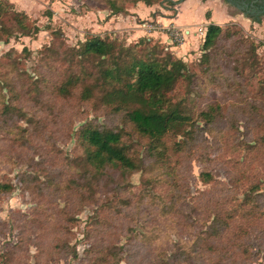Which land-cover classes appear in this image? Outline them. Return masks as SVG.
I'll return each instance as SVG.
<instances>
[{
  "label": "rangeland",
  "instance_id": "obj_1",
  "mask_svg": "<svg viewBox=\"0 0 264 264\" xmlns=\"http://www.w3.org/2000/svg\"><path fill=\"white\" fill-rule=\"evenodd\" d=\"M6 1L40 32L8 39L0 26V182L13 187L0 195V264H264V65L244 66L233 43L249 39L262 56L264 40L224 21L215 2L227 15L241 10L194 0L182 8L189 27L180 30L148 13L174 16L179 0ZM114 4L121 13L112 14ZM209 9L215 24L238 33L220 41L224 60L206 68L200 29ZM188 28L201 45L182 54ZM93 36L139 48L150 39L159 58L172 54L194 75L169 94L194 116V132L168 137L162 164L102 92L88 102L56 93L72 68L46 49L64 53ZM212 105L213 122L202 121ZM89 123L122 132L142 170L122 177L92 169L77 139Z\"/></svg>",
  "mask_w": 264,
  "mask_h": 264
},
{
  "label": "trees",
  "instance_id": "obj_2",
  "mask_svg": "<svg viewBox=\"0 0 264 264\" xmlns=\"http://www.w3.org/2000/svg\"><path fill=\"white\" fill-rule=\"evenodd\" d=\"M246 1L250 4L252 0ZM146 4L152 6L153 3ZM110 8L114 15L122 12L115 4ZM206 16L209 17V13ZM250 17L254 22L261 23V16ZM7 19L11 21L10 26ZM5 25L8 39L17 35L33 36L40 32L24 11H17L13 3L0 0V26ZM237 33L238 29L233 26L225 28L215 24L208 25L202 45L205 51L202 64L206 68L219 65L226 53L225 49L220 48V41L223 38L237 37ZM147 41H143L147 45L143 46V55V48H139L141 42L126 47L96 36L64 53L57 51L55 45L47 48L45 52L54 61L69 64L72 68L69 76L63 75L56 85V93L61 99H69L78 94L82 101L88 102L98 92H102L104 104L126 113L137 132L149 139L147 153L150 158L162 164L164 157L171 156L167 145L168 137H185L186 134L194 132L191 126L194 116L185 114L179 102L169 96L180 82H192L194 75L187 64L175 59L172 54L159 58L155 46H149ZM233 43L234 54L244 66L248 62H256L257 66L264 65V55L257 52L259 44L244 37L237 38ZM13 106L14 104L9 105L10 108ZM212 107L213 105L200 113L202 121L213 122V116L209 112L213 109L219 110V107ZM19 113L22 114V111ZM124 138L122 132L89 123L82 126L77 139L84 148L88 165L98 174L105 175L111 171L125 177L141 171L144 161H140L137 151L131 152L130 145ZM175 147V151H183L180 142ZM204 177L211 178L210 174H204ZM27 180L24 176L19 179L22 185ZM12 190L11 184L0 182V195L10 194Z\"/></svg>",
  "mask_w": 264,
  "mask_h": 264
},
{
  "label": "crops",
  "instance_id": "obj_3",
  "mask_svg": "<svg viewBox=\"0 0 264 264\" xmlns=\"http://www.w3.org/2000/svg\"><path fill=\"white\" fill-rule=\"evenodd\" d=\"M193 1L194 0H179L178 4L176 6V14L174 16H171V15L169 16L168 14L160 13V12L156 11L155 8H149L148 13L150 16L152 14H153V16L154 15L156 16L158 14L157 18H156L157 21L163 23L164 25H168L169 23H173L180 30H183L189 26L183 20L182 8L186 5H191ZM198 1L206 4V7H207L208 6L207 4H209L211 1H215V0H207V1L198 0ZM175 2H176V0H175ZM215 4L218 8V11H221V14H222V17L224 18L223 19L224 21H226V19H230V21H233V23H241L245 28L249 27L250 29H253L254 31H252V32H253V35L255 37H257L260 40H264V15L261 16V18H260L261 23L259 24V23L254 22L252 18L246 17L242 11L236 15H229V14L227 15L224 13V11L222 10L219 3L215 2ZM207 13H209V17L206 16V19L203 21V24L205 25L206 29H207L208 25L215 24L212 21L213 20L212 19L213 18L212 10L209 9L206 12V15H207ZM215 25H217V24H215ZM188 29H189L188 31L190 32V35L188 38L189 43H186L181 47V53L182 54H184V53L187 54L188 51H197L201 45V44H199V41L197 39L198 36H192L191 37V35L194 32H192V30L190 28H188ZM137 32H139L140 34L142 33L140 30H137ZM185 32H187V30Z\"/></svg>",
  "mask_w": 264,
  "mask_h": 264
},
{
  "label": "flooded vegetation",
  "instance_id": "obj_4",
  "mask_svg": "<svg viewBox=\"0 0 264 264\" xmlns=\"http://www.w3.org/2000/svg\"><path fill=\"white\" fill-rule=\"evenodd\" d=\"M231 4H237L239 8L245 10L253 16H262L264 15V0H252L250 4L246 0L236 1L229 0Z\"/></svg>",
  "mask_w": 264,
  "mask_h": 264
},
{
  "label": "water",
  "instance_id": "obj_5",
  "mask_svg": "<svg viewBox=\"0 0 264 264\" xmlns=\"http://www.w3.org/2000/svg\"><path fill=\"white\" fill-rule=\"evenodd\" d=\"M204 1V0H203ZM202 1V2H203ZM225 1H227L228 3H230L231 1H229V0H225ZM231 4V3H230ZM233 6H235V7H237L238 9H240L243 13H244V15L246 16V17H250V16H253V15H250V13L249 12H247V11H245V10H242L241 8H239V6L236 4H232ZM251 18V17H250ZM260 24V23H259Z\"/></svg>",
  "mask_w": 264,
  "mask_h": 264
},
{
  "label": "built area",
  "instance_id": "obj_6",
  "mask_svg": "<svg viewBox=\"0 0 264 264\" xmlns=\"http://www.w3.org/2000/svg\"><path fill=\"white\" fill-rule=\"evenodd\" d=\"M200 33H201V35H204V37L206 36V34H207V30L206 29H200Z\"/></svg>",
  "mask_w": 264,
  "mask_h": 264
}]
</instances>
